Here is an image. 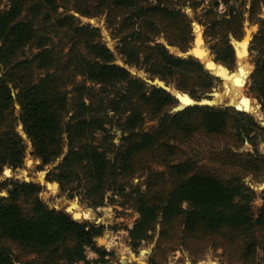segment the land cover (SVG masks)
Wrapping results in <instances>:
<instances>
[{
	"label": "trees",
	"instance_id": "16d2710c",
	"mask_svg": "<svg viewBox=\"0 0 264 264\" xmlns=\"http://www.w3.org/2000/svg\"><path fill=\"white\" fill-rule=\"evenodd\" d=\"M88 1L73 0L71 7L89 14L92 9ZM100 1L99 4L109 3V10L115 5H150L146 0ZM252 2L259 4L264 0ZM60 5L63 4L56 0H8V5L0 9V165L5 162L17 166L14 170L5 167L3 174L27 178L30 173L29 180L42 184L45 197L57 188L55 183L43 180V172L35 168L30 157L25 165L20 164L25 144L15 127L16 100L33 153L43 163L55 159L67 145L68 150L54 171L61 186L83 170L86 193H95L98 204L107 179L114 183L120 179L116 184L120 186L123 179L129 180L137 171L147 172L145 189L136 188L131 197L139 214L129 229L131 244L137 246L148 240L159 222L160 238H173L178 227L181 244L187 247L189 242L199 245L196 249L210 244L235 256L240 263L259 264L254 262L258 249L264 250V188L262 203L254 215L255 194L242 177L264 175V153L257 148V143L264 141V125L242 106L238 107L245 110L190 104L169 113L176 102L169 91L148 85L115 63L112 51L100 41L98 28L79 24L73 13L59 11ZM164 12L169 19L165 25L171 24L177 12L169 7ZM260 13L264 16V4ZM39 19L61 39L54 41L45 33L47 28L40 30ZM184 25L178 27L179 32L185 33ZM137 33L138 37L143 34ZM132 42L121 47L126 62L137 64L138 54L142 53L143 62L150 63L148 70L162 77L176 73L183 81L198 83L202 90L213 85L215 77L199 59L165 52L143 37L139 43ZM32 47L36 51L25 54ZM39 70L43 75L34 80ZM75 75L89 83H78L75 96L69 101L66 90L61 91L60 87ZM251 77L256 96L264 104V58L256 62ZM12 88L17 90L15 96ZM189 92L196 95L194 89ZM70 109L72 113L65 119ZM106 123L116 124L121 130L117 144ZM97 133L101 134L104 148L94 142ZM195 133L221 141L223 148L210 150L207 157L213 164L236 167L239 175L222 177L191 156H184L182 144ZM245 139L253 151L232 150L231 144L239 145ZM165 178L170 179L168 187L160 185ZM30 181H12L7 195H0V264H66L76 261L87 246L94 248L100 225L88 226L67 211L49 207L39 196V185ZM69 209L75 214L82 212L75 202L69 203ZM97 216L95 213L94 218ZM13 247L20 254L35 256L20 261ZM106 253L100 250L101 255Z\"/></svg>",
	"mask_w": 264,
	"mask_h": 264
},
{
	"label": "rangeland",
	"instance_id": "374dc122",
	"mask_svg": "<svg viewBox=\"0 0 264 264\" xmlns=\"http://www.w3.org/2000/svg\"><path fill=\"white\" fill-rule=\"evenodd\" d=\"M98 1L100 0H89L88 4L92 12L89 14H81L71 7L73 0H56L59 4H63L58 8L59 11H63L64 14L73 13L79 18V24L87 23L98 28L100 41L112 51L113 61L115 63L124 66L133 76L141 78L145 82V77L151 78L158 76L164 79L167 84H171L170 86L174 90V94L177 95H179L176 91L177 89L187 92H189V89H194L196 93L194 96L201 95L205 90H202L198 83L183 81L176 73L170 77H162L158 73L151 72L148 70L150 63H148L149 61L143 62L144 55L142 53L138 54L140 60L138 59L137 64L126 62V57L123 55L121 47L127 41L134 40L132 43H139L143 37L145 42L156 44L160 50L177 55L179 51H186L190 46L192 38L194 37L193 22H195L196 33H199L197 53L201 55L209 54L211 56L208 57L211 61L203 59L204 62H207L210 68L211 64H213L229 71L231 74L240 69L238 73L228 78L229 85L226 79L223 78V82L219 77L207 70L215 77L212 86L217 87L216 94H223V96L218 97V101L213 105L242 106L248 109L246 112L255 121L258 123L260 121L264 122V104L256 96V88H254V82L251 77L256 62L264 58V16L260 13L264 2L254 4L252 0H218L217 2L215 0H146V4H150L146 8L141 5L131 7L129 5H115L113 10H109V3L99 4ZM157 2H160L159 6L152 7ZM7 5L8 0H0V9ZM167 7L176 11L177 14L173 20H170L171 24L165 25L167 20H169L165 18L164 14ZM197 22L202 26L204 40L200 33V25ZM183 23L185 24V33H182V31L179 32L178 30V27ZM38 25L40 30L44 28L48 29L42 19H39ZM247 29L249 30L246 33V38L240 44L242 46L240 52L235 40H232L231 37L234 36L237 39L242 38ZM44 31L47 35L53 36L54 41L61 39L59 34L58 36L52 34L50 29ZM139 31L143 33L140 37H138L137 33ZM62 38L65 39V37ZM203 42H205L207 47ZM232 44L237 52H233L234 48ZM67 47L68 44L63 48L64 51L67 50ZM33 51H36L34 47L27 48L25 54H30ZM220 57H223L225 60ZM213 59L218 63L213 62ZM2 72L3 70L0 67V76ZM36 73L34 80H37L39 75H43L42 70ZM82 82L89 83L84 81L80 75H75L72 80L64 83L60 87V90H66L68 100L72 101L73 96H75L76 85ZM146 83L153 85L148 82ZM97 86L98 84H96ZM16 91V89L12 88V94L14 96ZM183 96L187 97L186 94ZM214 99L216 100V97ZM189 100L187 97V101ZM243 101H247L246 106ZM14 104L13 115L16 116V120L14 121L16 123L15 127L25 144L24 157L20 164L25 165L26 158L30 157L35 161V168L43 172V180L55 183L57 188L55 193H52L50 197H45L42 184L29 180L31 177L30 173L27 178L22 175L17 177L3 174L5 167L12 170L17 167L4 162L0 165V191L6 192L7 188L11 186L12 181L25 180L34 182L40 187L39 196L49 207L61 210L64 208L67 211L69 209V203H78L82 208L80 214H75L70 209L67 213L77 217L75 219L86 221L88 226H91V223L100 225V231L95 236L96 243L94 248L87 246L76 261L66 264H123L120 262L121 259H126L128 263L132 264H205L207 262H213V264H244L240 263L235 256L230 257L225 254L220 247H214L208 244L196 249L199 245L191 244V242L188 243V247L185 246V243L181 244L178 227L174 229L175 236L173 238H160L159 222L155 224L154 229L150 232L151 237L148 240L141 241L137 246L131 244L129 229L139 215L133 206L132 198L136 188L138 190L145 189L147 172L143 170L137 171L129 180L125 181L123 179L124 183L120 186H116L120 182V179L116 183L107 179L104 185L105 190L101 194L102 200L100 203L95 204V193H86L84 181L86 177L83 170H78V176L73 181L64 184V186H61L59 181L54 177L55 167L63 160L68 150L66 144L63 145L61 153L50 162L43 163L41 158L33 153L32 142L24 131L23 123L19 117L20 106L16 100H14ZM71 113L72 109L64 116L65 119ZM108 114L111 115V111H108ZM147 123L150 124L152 122ZM106 126L111 129L113 134L112 141L117 144L121 130L113 123H106ZM65 135L66 133L63 132V137ZM94 142L100 148H104V142L100 133H97ZM222 144L221 141H213L203 134L195 133L182 144L185 151L183 154L184 156H191L193 159L198 160L199 165L214 171L222 177H229L232 174L239 175L240 171L236 167L213 164L207 157L209 156L210 150L222 149ZM230 147L235 151L254 150L252 144L246 139L241 144H231ZM257 148L258 151L264 153V141L260 140L257 143ZM108 155L111 156L112 153L109 152ZM156 168L161 169L159 166H156ZM242 181L255 194L252 200V211L256 215L258 207L262 203L261 192L264 188V175L253 176L252 174H243ZM169 182L170 179L165 178L160 185H166L168 187ZM61 205L63 208H61ZM93 211L98 215L96 218H94L95 213ZM98 237L104 239L103 243L100 240V242L97 241ZM142 248H149L145 252L146 255L140 253ZM12 250L14 254L19 255L20 261L35 256L34 254H20L21 251L16 247H13ZM100 250H105L107 253L101 255ZM256 262L264 264V250L258 249L257 258L254 263Z\"/></svg>",
	"mask_w": 264,
	"mask_h": 264
},
{
	"label": "water",
	"instance_id": "95a60500",
	"mask_svg": "<svg viewBox=\"0 0 264 264\" xmlns=\"http://www.w3.org/2000/svg\"><path fill=\"white\" fill-rule=\"evenodd\" d=\"M233 37V36H232ZM235 42H237V38L234 39ZM232 43V42H231ZM248 43H249V40H248ZM193 46L192 42L190 44V46L188 47V49L186 51H181V54H177V55H181L182 57H188V56H193L192 54L190 53H187V51L189 50V48H191ZM233 48H234V51L236 52V49L234 47V45L232 44ZM194 57V56H193ZM196 58V57H195ZM202 63V62H201ZM203 64V63H202ZM204 66V64H203ZM217 77H219L222 81H223V77L219 76V75H216ZM145 80L146 82L150 83V84H153V85H156V86H160L164 89H166L167 91L171 92L165 85V83H167L164 79H161L160 77L158 76H154V77H145ZM159 82H162L163 84L159 83ZM177 91L179 93H182V94H186L189 98H190V103L188 102H185L184 100H182L177 94H174L172 93V95L176 98V102L170 107V109L168 110L169 113H175V112H178L180 110H182L185 106L187 105H190V104H208V105H213L215 102H209L213 97H214V93L217 92V87L216 86H212L209 90H205L201 95L199 96H193L191 95L189 92L187 91H182V90H179L177 89ZM181 94V95H182ZM220 105V104H219ZM235 106V105H234ZM236 108L238 109H242V110H245L243 108H239L237 106H235ZM261 125H264L263 122H261ZM28 180V179H26ZM0 195H7V191H0ZM61 208H63V206L61 205ZM63 210H65L63 208ZM66 211V210H65ZM69 214V213H68ZM71 217L73 218H77V217H74L72 214H69ZM100 238L98 237L97 238V241H99ZM144 250V253L146 251L149 250V248H142L140 250V252ZM18 264V262H16ZM123 263V262H122Z\"/></svg>",
	"mask_w": 264,
	"mask_h": 264
},
{
	"label": "bare ground",
	"instance_id": "6f19581e",
	"mask_svg": "<svg viewBox=\"0 0 264 264\" xmlns=\"http://www.w3.org/2000/svg\"><path fill=\"white\" fill-rule=\"evenodd\" d=\"M198 23V22H197ZM198 25H200L199 23H198ZM200 33H201V35H202V39L204 40V37H203V31H202V26L200 25ZM249 29H247L246 30V32L244 33V35L242 36V38H239L238 40H237V42H235L236 43V45L239 47V49H240V52H241V50H242V46H240V44H241V42H243L244 41V39L246 38V33H247V31H248ZM193 31H194V37H193V40H192V44H193V46L191 47V48H189V50L187 51V53H190V54H192L194 57H196L197 59H199L203 64H204V66H205V68H207L212 74H214V75H219V76H221V77H223L224 79H226V82H227V84L229 85V83H228V78L229 77H231L233 74H231V73H229V71H227V70H225V69H223V68H220V67H218V66H215V65H213V64H211V68L208 66V63L207 62H204V61H202L201 60V58L202 59H205V60H210L211 61V59H208V57L210 56L209 54H204V55H201V54H199V53H197V49H198V38H199V33H196V30H195V22H193ZM248 36V35H247ZM232 38V40L233 39H235V37L233 36V37H231ZM239 40H242V41H240L239 42ZM203 44L205 45V42H203ZM247 44V43H246ZM206 46V45H205ZM207 47V46H206ZM171 49H172V47H171ZM236 52H237V50H236ZM240 52H239V55H240ZM247 52H248V45H247ZM177 54H181V51H179ZM211 57V56H210ZM213 62H215L214 61V59H213ZM215 63H218V62H215ZM228 67V66H227ZM216 68V69H215ZM231 70V69H230ZM224 79H223V82H224ZM159 83H161V84H163L162 82H159ZM166 85V87L172 92V93H175L174 92V90L172 89V87L170 86L171 84H167V83H165ZM177 91V90H176ZM177 93L179 94L178 96L182 99V100H184L185 101V99L187 100V97L186 96H183V95H185V94H182V93H179L178 91H177ZM217 92H215L214 93V97L209 101V102H215L216 103V101H218V97H221V96H223V94H221V93H219V94H216ZM182 94V95H181ZM216 97V100L214 99ZM189 98V97H188ZM190 99V98H189ZM223 102V101H222ZM224 104H225V102H223ZM226 105H228V104H226ZM232 105H234V104H232ZM236 106V105H235ZM247 111V110H246ZM261 122H263V121H261ZM264 123V122H263ZM67 212H69V209H67ZM100 241L103 243V241H104V239H100ZM140 253H144V250H142ZM145 254V253H144ZM146 255V254H145ZM120 262H123V263H128V260H126V259H121L120 260Z\"/></svg>",
	"mask_w": 264,
	"mask_h": 264
},
{
	"label": "snow or ice",
	"instance_id": "6c2138e0",
	"mask_svg": "<svg viewBox=\"0 0 264 264\" xmlns=\"http://www.w3.org/2000/svg\"><path fill=\"white\" fill-rule=\"evenodd\" d=\"M237 83H239V81H237ZM185 102L190 103V101H187L186 99H185ZM243 103L245 104V106L247 105V101H243Z\"/></svg>",
	"mask_w": 264,
	"mask_h": 264
}]
</instances>
